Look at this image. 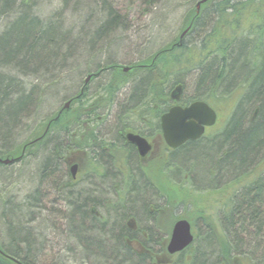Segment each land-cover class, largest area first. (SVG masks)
<instances>
[{
    "label": "trees",
    "instance_id": "obj_1",
    "mask_svg": "<svg viewBox=\"0 0 264 264\" xmlns=\"http://www.w3.org/2000/svg\"><path fill=\"white\" fill-rule=\"evenodd\" d=\"M60 1H63L64 8L74 4L75 15L80 16L76 35L64 30L62 21H55V18L42 21L35 17L28 5L29 0H0V25L3 21L8 22L0 34V159L21 158L19 161L22 162L54 137L53 150L44 153L42 180L48 191H58L64 177L54 184L53 179L60 173L56 170L60 165L54 157V146L70 135L69 120L87 118L86 109L93 105L112 109L117 93L130 84V93L119 107L121 114L117 120L122 119V114L133 117L136 113L139 119L142 114L148 113L149 119L159 121L173 105L170 92L178 85H183L185 91L188 85L184 76L193 74V96L185 98L183 95V103L201 101L215 108L231 105V122L218 141L185 146L180 153L172 156V166L182 171L189 170L192 153L211 152L203 157L211 163V167L205 165V171L198 176L212 180L213 173L212 183L220 189L219 201L215 204V221L204 214L197 221L198 196L187 192V196H181L179 185L171 182L168 186L164 181L161 184L170 195V200L163 197L155 184L151 191L140 183L121 214H107L106 219L100 221L91 213L90 207H97L100 201L104 202L107 198L115 199L111 179L103 181L107 184V191L96 184L84 190L82 187L65 190L63 199L67 203L63 208L68 215L63 210L53 215L71 224L72 237L83 243L79 247H83L91 259L100 264L112 261L119 264L118 259L122 258L120 252L131 263L138 261L137 264H264V165L261 166L264 163V0H211L202 6L200 14L191 10L182 26L183 31L190 28L188 34L182 40L177 37L147 60L131 65L135 74L129 80L117 63H107L103 67L97 65L93 72L87 68L89 76L108 77L103 94L90 100L85 92L76 93L69 99L72 105L68 111L63 109L62 113L60 110L58 115L47 119L28 141L10 149L18 131L33 116L37 106L35 90L32 94L25 93L20 79L13 73L19 71L35 79H39L42 73L46 78L52 73V85L56 87L66 72L75 71L81 63L97 58L105 48L119 50L123 43L116 36L126 29V23L107 0ZM240 84L246 85L247 90L241 95L233 94ZM101 111L93 109L95 119L99 118ZM149 112L153 114L150 116ZM154 126L158 129L157 124ZM107 128L113 131L111 136H117V129ZM182 160L189 166H184ZM259 169H262L260 174L254 176ZM249 173L253 175L252 179L241 187L238 180L246 178ZM231 179L235 180V189L227 193L224 191L226 187L220 184ZM50 196L37 191L34 200L28 201L26 206L37 203L36 208L41 215L43 212L49 214L44 201ZM221 200L225 205L223 209ZM159 201L164 206L161 208L165 217L162 221L156 209L151 210V205ZM182 206L188 212L187 217L177 214ZM133 213L141 226L149 223L154 231H160L155 237L152 233L151 239L137 240L145 253L137 252L121 237L124 234L122 222ZM11 215L13 217V213ZM111 217L116 218V222L115 227L109 230ZM181 218L189 220L195 228L198 223H203L207 227L206 232L201 234L198 230L201 235L196 236L188 249L176 255L181 256L178 261L164 262L165 258H171L167 253L169 238L165 230L171 232ZM90 221L102 227L100 233L110 242L100 243L95 236H87L98 231L88 227ZM165 221L170 223L165 224ZM22 224L18 222L17 228L16 224H7L8 238L14 249L0 245L3 254H0V264H27L20 257L16 245L30 239V232L21 228ZM23 234L26 238L22 237ZM186 255L188 257L184 258ZM134 258L135 261L132 260Z\"/></svg>",
    "mask_w": 264,
    "mask_h": 264
},
{
    "label": "rangeland",
    "instance_id": "obj_2",
    "mask_svg": "<svg viewBox=\"0 0 264 264\" xmlns=\"http://www.w3.org/2000/svg\"><path fill=\"white\" fill-rule=\"evenodd\" d=\"M198 1L199 0H107L113 9L122 16L126 23V29H122L116 36L123 42L119 50L113 48L108 50L105 48L104 52L100 53V56H97V58L89 59V61H86L84 64L81 63L80 67L75 69V71L66 72L65 76L58 81L60 85L58 84L56 87L52 85L54 82L51 80V77H53L52 73H50V76L47 78L44 73H42L39 79H35L33 76L28 77L20 74L19 71L18 73H13L14 76L20 79L25 93L32 94L35 90L37 106L34 109L33 116L25 121L24 125L18 131L10 149L28 141L47 119L58 115L60 110L62 112L69 103L70 97L81 92L85 86V94L91 98L90 100H92V97H98L103 94V88L109 81L107 79L108 77L105 75L97 76V78H91L89 83H86L89 76L87 68L93 72L97 68V65L103 67L111 62L117 63L122 67H130L135 63L147 60L162 47L168 45L177 37H180L183 33L182 26L184 24V19L191 10H196L197 12ZM29 2L28 5L32 8L33 15L38 19L46 21L50 18H55V21H62L64 30L75 32L73 35L78 33L77 29H79V26L77 23H79L78 19L80 16H78V14L75 15L76 8L73 7L74 4H69L67 8H64L62 6L63 1L61 2L60 0H29ZM62 14L63 17H61ZM7 23L6 21L1 23L0 34L4 32ZM131 77V75H128L126 79L129 80ZM193 78V74H186L184 76L185 82L188 85L187 88L185 86V98L193 96ZM129 93L130 85L117 97L116 104L110 109V112H107L106 109L100 112L101 118L105 119L104 121L117 120L118 116L121 114L119 107L126 100ZM70 106L71 103L69 108ZM69 108L66 109V111H68ZM231 108V105L227 107L218 106L221 120L228 118ZM128 117V115L122 114V119H127ZM105 124L107 125V123ZM209 135H212L211 131L207 134L208 138L210 137ZM53 138L49 139L48 142H50V144L47 142L38 148L35 154L26 157L22 162H20L21 158H19L14 160L10 165L2 164L3 166L0 167V245L3 247L5 246V248L10 247L14 249V244L10 243L11 241L8 238L9 228H7V224L9 223L12 226L16 224L15 228H17L18 222H20L23 223V226L20 225V227L30 232L29 240H24L16 244L18 247L17 249L21 253L20 257L25 259L27 264H100L98 261L94 262L83 247H79V244L83 245V243L72 237L70 233L72 230L71 224H69L67 220H62L60 217L58 218L53 215L54 212H58L59 210H63L68 215L62 203H56L57 205L52 203L56 202L54 195L50 196L49 200L44 201L46 202L44 204L50 212L49 214L43 212L41 215V212H38L36 208L37 203H35V206H26L28 201L31 199L34 200L37 191H42L44 196L45 194L50 195L52 193V191H48L47 187H44L46 183H44V181L41 182V178L43 175L42 163L43 157L45 158L44 153L53 150ZM204 143L211 142L209 139H206ZM40 152L43 154L38 155ZM201 152L202 153L199 155L197 153H192V163L190 166L187 164L188 162L185 164L182 160L184 166H189L187 168L189 170L185 171H190L193 176H195V182H198V174H202V171H205L203 170L205 165L211 167L210 162L203 160L204 154L207 153L210 155L211 152ZM1 153L2 152H0V154ZM197 158L198 160L195 162ZM263 165L264 163L261 166ZM205 177L201 175L200 184L197 185V183H195L196 186L210 187L216 185V183H212V180H204ZM186 185L188 186L187 183ZM105 200L107 202L101 210L104 216L107 214L109 216V214L112 213L121 214L120 212L123 211L124 207H118L114 205L115 203H109V198ZM223 204L221 200L220 206H222V209L225 208ZM155 205L158 204L156 203ZM186 211V209L181 208L177 211V214L187 217L188 212ZM12 213L13 217L16 218L14 220L11 215ZM109 221L113 224L116 222V218L111 217ZM169 223V221H165V224ZM87 224L90 229L97 228L99 231L90 233L87 236H95L94 238L100 241V243L106 240L110 242L107 237H103L102 233H100V230H102L100 225L93 224L92 221ZM196 228L201 234L206 232V226L203 223H198ZM25 236L26 234L22 235L23 238H26ZM120 254L122 258L118 259L119 264L138 263V261H135L136 258L132 259L135 262L131 263L123 256V252H120ZM25 256H27V258ZM180 257L176 255L171 256L170 260L169 258H165L164 262H176ZM186 257H188V255L184 258ZM110 264H113V261Z\"/></svg>",
    "mask_w": 264,
    "mask_h": 264
},
{
    "label": "flooded vegetation",
    "instance_id": "obj_3",
    "mask_svg": "<svg viewBox=\"0 0 264 264\" xmlns=\"http://www.w3.org/2000/svg\"><path fill=\"white\" fill-rule=\"evenodd\" d=\"M122 71L125 73L123 69ZM90 77L93 79L97 78L96 75ZM129 85L130 84H128L126 88ZM240 85L235 87L234 90L236 91H233V94L236 93V95H241L247 90L246 85ZM123 90L117 93L116 99L121 95ZM85 91L86 86L80 93H84ZM172 97L173 95H171V98ZM86 98L90 97L86 95ZM191 104L183 103L182 98H180L179 103L173 101L172 107H169L166 113L175 106L186 108ZM211 108L216 112L218 117L216 124L213 127H206L205 134L200 140L189 141L177 149H172L166 143L161 127V118L166 113L161 116L159 121L149 119L148 113L142 114L143 116L139 119L137 118L138 114L135 115L136 113H134L133 117L130 116L127 119L104 121L105 119L101 118V115H99L98 119H95L96 113H93V109L101 111V109H103L101 105L88 107L86 109L87 118L83 120H69L67 125L69 127L68 133H70V135H67L65 141L63 140L61 144H56L54 146V157L55 160H57L56 163L58 162L60 165L56 170L60 173L56 172L57 174L53 181L55 184L63 177L64 180H61V186L58 191H52V195L50 194L51 196L54 195L56 199V202L52 203L55 205L56 203L59 204L60 202H64L62 204L65 205L67 200L63 199L64 191H71L76 187H82V190H84L85 187L89 189L92 184H96L101 190H106L107 184L103 181H107L108 179L112 180L111 186L115 196V199H110L109 203H115L114 205L118 207L123 208L126 206L131 193L136 190L137 187H140V183L143 187H146L151 191H153V184H155L163 197L168 201L170 200V195L164 191L163 183L161 184V181H164L168 183V186L171 182L179 185L181 196L182 194L187 196L186 192L192 193L191 196H198L197 202L199 203V210L195 212L197 221L200 215L203 216L202 214L215 221V209L217 206L215 204L219 201L220 190L218 186H196L195 183H197V185L200 183L195 182L196 179L193 178L194 176H192L191 172L185 170L182 171L179 168L177 169L175 165L172 166V156L180 153L185 146L190 145L191 143H204L206 139H209L211 143H214L223 136L231 122V113L228 118L221 120L218 107L215 108L211 106ZM106 111L110 112L111 110L106 109ZM149 113L150 116L153 114L152 112ZM105 123H107V125ZM156 124L158 125V129L154 126ZM107 127L114 128V131L117 129V136H111L113 131L111 132ZM47 130H45V132ZM210 131L212 135H209L210 137L208 138L207 134ZM129 136H137L145 140L149 146L147 154L142 155L138 146L130 142ZM263 154L264 152L262 155ZM261 170L262 169L257 170V172L254 173V176L260 174ZM214 177L215 176L212 173V180ZM252 177L253 175H250L249 173L246 178H240L238 180L240 186L242 187L249 184ZM200 178L201 176L199 175V181H201ZM42 181L41 178V182ZM234 181V179L227 180L220 185L221 187H226L224 191L229 193V191L235 189ZM106 202V200H104V202L100 201L97 207H90L91 213L100 221L106 219V216L101 212V207H103ZM159 203L160 201L157 202L158 205H155V203L151 205V210L156 209L155 212L159 213V219L162 221L165 217L161 208L164 206ZM181 208L184 209L183 206ZM155 217L157 218L158 216ZM182 219L185 218L179 220ZM179 220H177V222ZM122 223L124 234L121 237L127 240V244L131 248L139 250L140 253H145V249L142 248V244L137 240L151 239L152 233L153 237H155L157 231L160 233L158 229L157 231H154L155 229L153 225L149 223L145 226H141L135 213L128 215ZM172 230L173 228L171 229V232L165 230L167 238L171 237ZM192 231L196 238L199 234L198 229L194 228L192 225ZM131 239H133V241Z\"/></svg>",
    "mask_w": 264,
    "mask_h": 264
},
{
    "label": "water",
    "instance_id": "obj_4",
    "mask_svg": "<svg viewBox=\"0 0 264 264\" xmlns=\"http://www.w3.org/2000/svg\"><path fill=\"white\" fill-rule=\"evenodd\" d=\"M211 0H201L197 4L198 13L202 5ZM186 34V33H185ZM184 34V35H185ZM183 35V36H184ZM125 72L129 68H125ZM92 77H88L86 83H89ZM177 96L173 95V100L180 101L182 88L177 90ZM70 103L66 105L69 108ZM217 121L216 112L204 102H195L186 108L180 106L173 107L168 113L161 118V127L166 143L169 147L177 149L189 141H197L201 139L206 127H212ZM130 142L137 145L141 154H147L149 146L146 141L137 136H129ZM14 159H0V164L10 165ZM194 235L192 233V226L187 220L178 221L173 230L168 242L167 252L170 256L184 252L194 243Z\"/></svg>",
    "mask_w": 264,
    "mask_h": 264
},
{
    "label": "bare ground",
    "instance_id": "obj_5",
    "mask_svg": "<svg viewBox=\"0 0 264 264\" xmlns=\"http://www.w3.org/2000/svg\"><path fill=\"white\" fill-rule=\"evenodd\" d=\"M199 3V2H198ZM202 8V7H201ZM200 11H201V9H200ZM197 13H198V10H197ZM198 14H200V12L198 13ZM189 30H190V28H188V29H186L185 31H183V33L181 34V36H180V39L182 40L187 34H188V32H189ZM186 33V34H185ZM185 34V35H184ZM184 35V36H183ZM125 68H129V71L128 72H125V74L128 76V75H131V76H133L134 74H135V72H134V70H133V68H132V66H130V67H122V69L123 70H125ZM90 77V76H89ZM132 78V77H131ZM130 78V79H131ZM179 87H181L182 88V94H181V97H183V95H184V86L183 85H178V86H176L171 92H170V94L171 95H176L177 96V92H176V90L179 88ZM70 103V102H69ZM65 109H66V107H65ZM231 111V110H230ZM231 113V112H230ZM232 114V113H231ZM218 118V117H217ZM217 122V121H216ZM216 124V123H215ZM213 127V126H212ZM200 140V139H199ZM171 148V147H170ZM173 149V148H172ZM4 165V164H3ZM111 224V223H110ZM115 222L113 223V224H111V226H110V228H109V230H112V228H114L115 227ZM136 250V249H135ZM137 252H139V250H136ZM2 252V250H0V253Z\"/></svg>",
    "mask_w": 264,
    "mask_h": 264
}]
</instances>
